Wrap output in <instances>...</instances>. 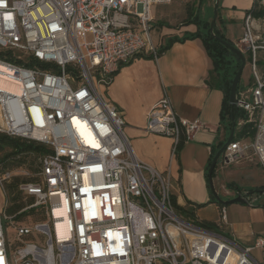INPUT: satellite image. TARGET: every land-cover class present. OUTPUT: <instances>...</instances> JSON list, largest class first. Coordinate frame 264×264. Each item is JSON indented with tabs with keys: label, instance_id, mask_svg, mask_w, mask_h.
<instances>
[{
	"label": "built area",
	"instance_id": "2783aa9c",
	"mask_svg": "<svg viewBox=\"0 0 264 264\" xmlns=\"http://www.w3.org/2000/svg\"><path fill=\"white\" fill-rule=\"evenodd\" d=\"M172 1L0 0V51L6 52L0 78L20 85L19 92L0 85V133L32 144L10 147L0 159V264H264V235L239 242L225 230V205L214 228L178 211L171 173L136 156L125 118L105 94L123 63L138 54L157 57L152 7ZM258 10L264 13V0H253L245 12L235 44L251 74L237 90L235 106L244 115L235 120L215 179L246 161L264 171V14ZM31 58L49 66L25 65ZM207 127L180 117L165 94L145 130L171 137L176 153L180 141ZM221 187L251 206L258 200L247 189Z\"/></svg>",
	"mask_w": 264,
	"mask_h": 264
},
{
	"label": "crops",
	"instance_id": "0c3cea01",
	"mask_svg": "<svg viewBox=\"0 0 264 264\" xmlns=\"http://www.w3.org/2000/svg\"><path fill=\"white\" fill-rule=\"evenodd\" d=\"M252 5L253 0H220V19L217 26L235 44L243 33L244 14ZM152 15L156 16L153 13ZM156 23L162 26L157 36L154 35V26L153 35L158 48L166 46L171 38L178 37L182 40L173 41L157 57L136 56L123 63L106 88L105 94L121 110L126 121L125 134L136 156L160 171H169L174 181L178 204L188 207L191 204L182 193L187 171L192 169L208 177L210 156L228 141L232 130L235 129V122L230 126L227 120L222 118L225 92L209 83L213 64L202 39H183L189 33L195 32L197 25L182 23L177 28H166L162 22ZM165 94L180 117L188 120L199 118L208 126L196 133L193 139L184 142V147L181 146L176 153L173 152L171 137L145 130L150 110ZM191 156L194 157L193 161ZM254 165L251 168L261 169ZM246 169H250L247 163L241 162L225 170L231 175ZM231 182L237 185L235 188L249 189L239 186L235 181L228 183ZM254 195L260 203V206L256 207H264V184L260 192ZM207 205L205 208L210 207L212 214L216 212L217 215L202 217L198 210L203 208H199L196 210L197 217L217 222L220 219L221 205L217 202H209ZM225 230L244 245L253 242L252 233L260 234L256 233L251 225L234 226L228 216Z\"/></svg>",
	"mask_w": 264,
	"mask_h": 264
},
{
	"label": "rangeland",
	"instance_id": "374dc122",
	"mask_svg": "<svg viewBox=\"0 0 264 264\" xmlns=\"http://www.w3.org/2000/svg\"><path fill=\"white\" fill-rule=\"evenodd\" d=\"M200 1L203 2L204 14H208L212 8L214 9L215 0H173L169 5H154L152 7V13L156 15L154 17V26L156 27V33L158 35L162 26L157 25L156 22L160 21L166 26L163 27H180L182 23H186L185 19L188 16L189 10L192 8L196 10ZM249 8V7H248ZM213 18V17H212ZM211 18V21H212ZM192 25H195L192 23ZM153 35V37H154ZM155 41V37H154ZM157 45V44H156ZM250 64L247 61L246 66L243 70L241 81L248 82L250 77ZM182 146L181 148H183ZM9 147L4 150H0V159L5 155ZM192 161L194 157L191 156ZM247 166L250 169L245 171H238L237 174L229 175L227 170L220 173L218 178L214 179L215 188L222 200L230 199L225 190L221 187L230 181H235L239 186L244 188H256L261 189L264 184V171L260 168H251L255 166L252 162L246 161ZM227 172V173H226ZM216 180V182H215ZM248 190V189H247ZM182 193L186 198L187 202L197 209L203 208L199 211V214L203 216L217 215L216 212H211V208L207 204L213 200V194L209 185L208 177L205 174H200L194 170H189L186 173L185 181L183 182ZM264 202V198L262 200ZM2 202H5V198L2 197ZM210 205V204H209ZM226 213L230 221L234 226L239 225H251L252 229L256 233L264 235V207L251 206L244 203H230L226 205ZM25 221V220H22ZM20 222L22 224L23 222ZM19 225V223H18ZM7 235L10 241L15 240L16 232L12 225L7 230ZM15 244H13V248Z\"/></svg>",
	"mask_w": 264,
	"mask_h": 264
},
{
	"label": "trees",
	"instance_id": "16d2710c",
	"mask_svg": "<svg viewBox=\"0 0 264 264\" xmlns=\"http://www.w3.org/2000/svg\"><path fill=\"white\" fill-rule=\"evenodd\" d=\"M256 14L262 15L264 14L262 10L256 11ZM214 15V9L208 13L204 14L203 11V2L200 1V4L198 5L196 10H193L192 8L189 10L188 16L185 19L186 23H194L197 25V30L195 32L189 33L186 35L183 39L187 38H200L202 39L204 43V47L206 49V52L208 56L210 57L213 68L210 71V79L209 83L211 85L220 87L225 92V98L222 106V118L226 119L230 126H232L233 122H235L236 118L239 116H243V111L239 110L235 105L230 103V90L231 85L233 82V79L241 66V60L240 58L232 52L227 46L222 44L219 39H217L215 35L219 36L222 39H225L229 41L230 43L234 44L231 40H229L224 33L221 32V30L217 26V22L220 19V13L218 14V19L214 25L213 31L211 30V18ZM214 32V34H213ZM176 40H182L181 38H171L169 43L166 46H162L158 48L157 50V56H159L164 50L169 46L173 41ZM6 54L5 51H0V57H4ZM137 57H155L153 54L145 55V54H138ZM27 66H39L41 68H46L49 66V64L41 62L35 58H31L28 62H24ZM76 71V70H75ZM118 72V71H117ZM116 72V73H117ZM115 73V75H116ZM77 74V71H76ZM114 75V76H115ZM242 81H240L238 89L241 87ZM248 126H245L242 135L247 134ZM251 135H253V131H250ZM184 140L180 141L178 145V149L184 144ZM6 147L11 148H17L18 150L28 149L32 147V144H27L25 141H23L20 138L16 137H10L6 134L0 133V150H4ZM215 150L209 159L208 168L213 160V157L216 154ZM9 156V155H7ZM6 156V157H7ZM208 174V173H207ZM213 177H216V167L214 169ZM230 188H235L237 185L233 182L227 184ZM15 185H11L10 189L13 192L15 190ZM251 193H259L260 189L256 188H249L248 189ZM18 197V196H17ZM16 198V197H15ZM210 202H216L214 200H211ZM174 204L176 205L178 211L180 213H183L187 216H190L192 218H197L196 210L197 208L195 206H188L184 207L177 203V201L174 198ZM221 207L224 206L223 204H220ZM19 204H16L8 209L9 213L15 212L19 208ZM255 206H260L259 200L256 201ZM19 220L20 218H16ZM201 224L205 227L214 228L216 225L214 222L208 221V220H202Z\"/></svg>",
	"mask_w": 264,
	"mask_h": 264
},
{
	"label": "water",
	"instance_id": "95a60500",
	"mask_svg": "<svg viewBox=\"0 0 264 264\" xmlns=\"http://www.w3.org/2000/svg\"><path fill=\"white\" fill-rule=\"evenodd\" d=\"M219 4H220V0H215V6H214V15H213V18H212V21H211V30L213 31V28H214V25L217 21V18H218V9H219ZM214 34V32H213ZM214 36L220 40V42L222 44H224L225 46H227L232 52H234L241 60V66L239 67L234 79H233V82H232V85H231V90H230V103H232L233 105H235L236 101H237V90H238V86H239V83L241 81V77H242V73H243V70L246 66V63H247V59H246V56L245 54L234 44L230 43L229 41L225 40V39H222L220 38L219 36L215 35ZM234 131L235 129L232 130L231 132V135L228 139V141L217 151V153L215 154V156L213 157V160L208 168V181H209V185H210V188H211V191H212V194L214 196V200L219 203V204H223V205H228L230 203H244V204H247V201L244 197L242 196H237V197H234V198H230L228 200H222L215 188V184H214V177H213V173H214V169L218 163V160L223 152V150L225 149V147L227 146V144L233 139L234 137Z\"/></svg>",
	"mask_w": 264,
	"mask_h": 264
},
{
	"label": "bare ground",
	"instance_id": "6f19581e",
	"mask_svg": "<svg viewBox=\"0 0 264 264\" xmlns=\"http://www.w3.org/2000/svg\"><path fill=\"white\" fill-rule=\"evenodd\" d=\"M0 85L3 86V87H7V88H10L12 90H15L16 92H19L20 90V85L13 82V83H10L2 78H0Z\"/></svg>",
	"mask_w": 264,
	"mask_h": 264
}]
</instances>
